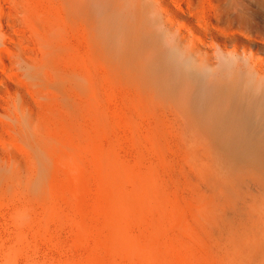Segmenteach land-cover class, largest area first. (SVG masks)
I'll use <instances>...</instances> for the list:
<instances>
[{"label": "rangeland", "instance_id": "374dc122", "mask_svg": "<svg viewBox=\"0 0 264 264\" xmlns=\"http://www.w3.org/2000/svg\"><path fill=\"white\" fill-rule=\"evenodd\" d=\"M78 1L0 0V264H128L127 256L123 260L121 255L129 249L126 241H120L122 233L128 231L130 239L140 237L136 241L143 246L150 233L147 226L154 229L152 235L162 249L156 254L168 246L173 256L169 257L176 262L180 257L185 264H264V188L255 180L254 158L234 159L229 144L215 136L214 129L207 131V111L199 108L196 98L199 87H193L195 91L186 90L190 84L181 91L175 88L181 98L176 94L173 104L174 98L161 91L155 80L146 76L151 83L144 84L141 76L140 91L130 85V94L118 93L116 104L119 110L125 108L127 119L119 124L107 106L98 115L92 95L76 87L81 84L71 80L62 85L50 77L51 69L41 67L46 61L61 66L64 38L72 53L85 55L90 27L82 12L85 7ZM154 5L161 22L181 32L178 38L188 47L196 38L205 40L199 61L211 68L201 94L204 100L214 99L218 75L224 73L219 60L235 58L243 68L257 63L264 70V0H159ZM65 8L70 9L69 16ZM96 76L93 80L106 103V89ZM183 97L190 98V104ZM168 104L180 108L186 104L187 109L175 106V110ZM50 134L70 139L71 150L55 142V156L42 151L39 145ZM119 166L131 177V172L135 176L141 170L157 177L159 182L152 185L153 192L157 188L152 201L156 207L150 202L152 206L147 203L148 208L137 210V195L126 194L138 191L132 183H122L125 190L133 189L118 192L129 195L120 197L124 203L118 200L117 190L107 184L110 175L122 178ZM137 191L134 194L140 196Z\"/></svg>", "mask_w": 264, "mask_h": 264}, {"label": "bare ground", "instance_id": "6f19581e", "mask_svg": "<svg viewBox=\"0 0 264 264\" xmlns=\"http://www.w3.org/2000/svg\"><path fill=\"white\" fill-rule=\"evenodd\" d=\"M82 1L81 0L78 1L79 2L78 5H80V2H81V6H83V9L85 7L86 12H84V10L83 11L81 10V11L87 15L86 17H88V19L86 18L85 22L90 27V33L88 35L86 34L87 37L85 38V43L83 46V47H85L83 49L86 50V53L84 56H82L83 54L81 56L80 55L77 56L75 54L76 52L72 53L71 45L67 42L68 40H66L64 38V40L62 42L63 43L62 48H63L64 52H63V57L61 58V66H56V65L50 66L47 61L41 62V67L49 68L52 70L53 75H51L50 77L55 76V78L59 79V82L62 85L67 83V82H70L71 80L72 81L75 80L76 82H78L79 85L81 84V87L78 85H76V87L78 88L80 93L86 92L88 95L89 94L92 95V97H93L92 98V100H93L92 106H93L94 110L98 113V115L100 114V112L105 110L103 108H105V106H107V108L111 111V113H113V116L115 117V118H113V117L112 118L116 119V121L119 122V124L127 122L126 121L127 119H126V115H125L126 113L124 112L125 110H122L125 108L121 107V109L119 110L118 105L120 106V104H118V105L116 104L117 102L120 101L119 98H117V97H119L118 93L120 90H121V92L124 91V92H122V94H124V93L126 94L128 91H131L130 89L132 87L129 89L130 85H132L134 88H136V86H137L138 90L140 91L142 85L139 86L138 79L141 76H143V77L145 76L144 77L145 81H146V76H147V80L149 78L155 80L157 82V83L156 82L155 83L157 84V86L159 87V89L161 91H163V92L165 91L166 95H168V97L170 96V99L174 98V99H171V103H173V104L176 103L174 100H178V97L176 96V94L179 93L181 91V89L184 90L186 88L185 86H187L189 84H190V86H192V87H190V86L187 87L186 88L187 91L189 88H192L193 90L192 89L191 90L195 91L193 87H195L196 89H197V87H199V90L201 92L196 94V98L198 100L199 108L204 109L208 113V114L204 113L207 115V117L205 116L207 118V127H206L208 129L207 131L209 132L211 129H214L215 134H216L215 136H217L218 138L220 137V139L221 138L224 139V141L229 144V147L231 149L230 153L234 159L241 160V159H244L243 157H245V156L248 157L249 155L251 157H253L254 163L252 165H253V174L255 176V180L257 181L258 187L264 188V70H263V68H261V66L257 63L251 64V65H247L244 63L246 66L243 68L239 65V63H238L239 60H237L235 58H230L229 61H225V62L219 60L217 65H218V67L224 65V68L222 67V71L224 73H222V72L219 73V75H218L219 77L216 81V85L215 84H214L215 86L213 85L215 87V90L213 93L214 95H212V96H214L213 97L214 99H210V100L206 101V100H204V98H201V94L203 93L202 92L203 87L205 85H208L205 82V76L210 71L211 66H208V65L202 66V65H200V61H199L201 51H202V50H200V46L206 45L204 42L205 40H202L200 38H196V41L192 42L189 47L187 44H184L183 41H180V39L178 37H179L181 32L176 31L172 27L162 23L160 20V17L153 10V7L155 6L154 2L157 4V3H159V0H154V1H152V0H88L87 2L85 1L86 5L83 2V4L85 6L82 4ZM72 2L73 1H68L69 4L70 3L72 4ZM81 6H79V7H81ZM72 8H74V6H72L70 9H72ZM70 9L65 8L66 15L70 14ZM80 9H78V10H80ZM60 11H61V9H60ZM74 11H76L75 8H74ZM76 12H77V14L79 13L78 14L79 16L82 13V12L80 13L78 11H76ZM74 14H75V12H74ZM77 14H76V16H78ZM59 15H60V13H59ZM82 16H84V15H81V17ZM65 18H66V16H65ZM63 29H62V31L66 32V30H63ZM82 35H84V34H82ZM75 47H76V45H75ZM78 53H80V52L78 51ZM97 59H98V61H100V63L97 61ZM97 63H99V65ZM44 70H46V69H44ZM46 71H48V70H46ZM96 73L98 75V76H96L97 79L99 81H101V83L103 82L102 84L104 85V87L106 89L105 90L106 91L105 97H107L106 103H104L103 99H102V97L104 95L101 97L102 91L100 92V89H98L100 86L97 87L96 86V80L95 79L93 80L94 75ZM49 74H50V72H49ZM143 77H142L141 81L145 82L143 80ZM139 81H140V79H139ZM146 83L150 84L151 82L146 81L144 84H146ZM114 85L117 86L115 88H118V90L117 89L114 90L115 89ZM157 86H156V88H157ZM144 87L147 89L146 85ZM179 87H180V91L177 92L178 90L175 88L179 89ZM174 89H175V94L173 93ZM156 91H158V90L156 89L155 92ZM161 91H158V92L161 94L162 93ZM158 92H157V94H158ZM171 93H173V95H174L173 97H171L172 96ZM183 93H185V92H183ZM119 94H121V93H119ZM188 95L185 97H189ZM160 96H161V98L164 97V96L162 97V95H160ZM175 96L177 97V99ZM181 96H183V95H181ZM212 96L210 95V97H212ZM126 97H124V99H123L124 101H127V100H125ZM168 97L166 96L164 99H168ZM180 98H179V100H180ZM88 99H89V97H88ZM186 99L189 100L190 98H186ZM188 100H186V102ZM167 101L168 100H166V102ZM190 101L191 100H189L187 102V104H190ZM183 102H181L180 104L184 105ZM193 102H194V99H193ZM195 102H196V99H195ZM168 105H172V104H168ZM179 105H175L176 108H177V106H178V108H180ZM183 105L181 106L182 109H183V107L186 106V104H185V106H183ZM191 105H192V103H191ZM121 106H122V104H121ZM175 106L172 105V107H174V108H175ZM189 106L190 105H187V107H189ZM176 108H175V110L178 109V108L177 109ZM181 108H180V110H182ZM189 108H191V107H189ZM139 110H141V109H139ZM139 110H138V112H140ZM193 111H195V110H193ZM188 112L189 111H187V113ZM198 113H199V111H198ZM95 115H97V114H95ZM90 116H91V114H90ZM105 116L101 115L100 118L102 119ZM196 116H197V114H196ZM97 118L99 119V117H97ZM106 118H107V116H106ZM108 118H109V116H108ZM101 124H103V123H101ZM223 125H225L224 128H223ZM139 128H140V126H139ZM143 131L144 130H142V132ZM207 134H204V137H205V135L207 136ZM111 135H112V133H111ZM210 136H211V133H210ZM210 136L208 135L207 137L209 138ZM65 137L63 138V137H60V136L55 135V134H52V135L50 134L47 136L45 141L42 144H40L41 146L39 145V147L42 151L48 152L52 156H55V153H56L55 142H57L58 145L60 144V147L64 148L65 150L66 149L71 150V143L72 142H70V139H66ZM108 140H110V139H108ZM92 141H94V140H92ZM104 141H105V139H104ZM110 148H112V147H110ZM71 152H73V151H71ZM69 153H70V151H69ZM150 155H151V153H150ZM79 159H78V161L80 163ZM128 160L129 159H127V161ZM149 161H150V159H149ZM82 162L84 163V161H82ZM77 164L78 163H76V167H77ZM138 166L139 165H137V167ZM119 167H120V170L122 171V174H123V176H121L122 178L118 179L120 176H118L116 178V177L110 175V178L108 179L109 184H107V185L108 186L110 185V187H112L111 188L112 190L113 189L117 190V192L115 191L116 193L121 191L120 192V194H121V193H124L125 191L129 192L131 189H133V188H131L132 186H129L130 187L129 188L128 185L126 184L128 189H130V190H125L127 188L126 187L124 188L122 186V183L123 184L129 183L130 185L132 183V185L135 186L134 187L135 189L138 188V191H141L140 196H138V194H134L137 191V189L136 190L134 189L135 190L134 192H131L132 191L131 190L129 193H126V194H130V197L132 196V198H136L135 195H137V198L135 201L136 204L134 207H136L137 210L142 209V208L144 209V208H146V206L148 208L149 204L147 205V203H150V202L154 201V199H155L154 193L156 194L155 191L157 190V188L153 192L152 189H154V186H152V185L156 184V182H159V181H156L157 177L155 178L153 173L149 171L148 173L146 172L148 175H145L146 173L144 174L142 172L146 176V178H144L143 177L144 175H142V173H141V171H142L141 169H140L141 170L140 173L135 172L136 173L135 176L131 172V175H132V177H131L128 174L129 172L126 173V171L122 168V166H119ZM117 168L118 167H116V169ZM139 168H141V167L139 166ZM79 169H81V168H79ZM134 170H138V168L134 169ZM83 172H84V170L82 171V173ZM160 174L161 173H159V175ZM77 175H78V173H77ZM15 176L16 175L13 176L12 180H15ZM106 177L108 178L109 174L106 175ZM83 180L84 179H82V181ZM105 182H107V181H105ZM86 183H87V181H86ZM85 185L87 186V184H85ZM63 189H65V188H63ZM122 191H124V192H122ZM138 191H137V193H138ZM112 192H114V191H112ZM115 192H114V194H116ZM120 194H119V197H117V198H119L118 200H121L120 197L124 196V195L120 196ZM157 194H158V192H157ZM77 196H78V194H77ZM128 196H126V197L124 196V197L127 198ZM124 197H122V199ZM108 199H109V197H108ZM115 200H117V199L115 198ZM121 201H123V200H121ZM129 201H130V199H129ZM123 203H124V201H123ZM131 203H132V205H134L133 202H131ZM131 203H129V205H131ZM145 203H146V205H145V207H143ZM152 203L155 204L154 202H152ZM126 204H127V202H126ZM150 205H151V203H150ZM121 206L123 207L122 204H121ZM122 207H120V208H122ZM152 207H156V204H155V206H152ZM125 208H126V206H125ZM123 209H124V207H123ZM142 210H141V213H142ZM157 210L158 209H156V211ZM146 211H147V209H146ZM177 212H179V211H177ZM130 213H131V211H130ZM138 213L139 212L137 211V214ZM124 215L125 214H123V216ZM201 215L203 218L204 217L203 213H201ZM143 216H144V214H143ZM174 218H175V216L173 217V220H174ZM109 219H111V218H109ZM125 219H128V218H125ZM147 219H146V221H147ZM94 221H92V222H94ZM121 221H123V220H121ZM121 223H123V222H121ZM127 223H129V219H128ZM127 223L125 222V224H127ZM173 223H175V222H173ZM147 227H149L148 229L150 230L149 231L150 233L148 234L147 241L142 242L143 246L139 243V245H141L140 248L142 249L140 253H137V251H140V248L138 249V247H137L138 243L136 240H138V242H139L141 240V238L140 237H138V238L134 237V239H130L127 236L128 231L122 233V234H124V237H123V239L120 238L121 239L120 241H122V240H123V242L126 241L125 243H127L128 248H129V249L127 248L128 249L127 251L121 249L122 250L121 255L123 256L122 259L127 256L126 259L127 258L128 259H127V262L126 261L125 262L128 264H176L177 262H178L177 264H179L180 257H177L175 255L177 257V259H179L177 262L175 259L171 258L173 256H171L172 253L169 252L170 251L169 249H168L169 251L166 250L167 248H169L167 245H166L167 246L166 249L163 246H162V248H164V250L168 251V253L167 252L164 253V250H163L162 252L164 253V255H163V253L159 254L162 257H159V255L156 254V250L157 249L159 250L161 248L159 247L158 240L156 239V237H153V235H152V234H154L152 231L153 228L150 229L151 226H147ZM147 227H145V228H147ZM142 228H143V226H142ZM121 229L123 230L122 227H121ZM132 229H133V227H132ZM125 230H127V228ZM131 231L129 230L130 234H132ZM142 232H145V231H142ZM146 233H147V231H146ZM118 234H120V232ZM149 235H151V237H149ZM154 236H156V235H154ZM146 237H147V235H146ZM143 239H145L144 235H143ZM193 242H195V241H193ZM110 243H109V247H110ZM156 244H157V246H156ZM169 244H171V243H169ZM163 245H165V244H163ZM121 246H123V245H121ZM114 247L115 246H113V248ZM102 249H103V246H102ZM99 250H100V248H99ZM158 250H157V253H160ZM110 251H111V249H110ZM165 254H168V255H166L167 257L165 256ZM169 254L171 257H169ZM175 254H176V252H175ZM31 256L32 255H30V258H31ZM43 259H44V257H43ZM123 260H125V258ZM129 261H130V263H129ZM183 262H180V263L185 264ZM2 264H14V263L11 261H6ZM25 264H33V263L29 262V263H25ZM95 264H96V262H95Z\"/></svg>", "mask_w": 264, "mask_h": 264}]
</instances>
